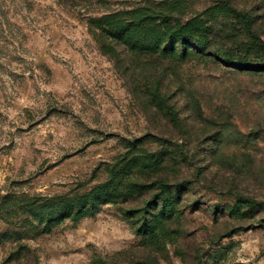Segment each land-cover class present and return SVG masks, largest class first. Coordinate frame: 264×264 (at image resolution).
<instances>
[{
	"label": "rangeland",
	"instance_id": "1",
	"mask_svg": "<svg viewBox=\"0 0 264 264\" xmlns=\"http://www.w3.org/2000/svg\"><path fill=\"white\" fill-rule=\"evenodd\" d=\"M30 2L0 17V264H264V70L133 49L90 23L196 19L208 53H237L248 34L227 7L264 42V0ZM93 190L91 210L52 226L19 210Z\"/></svg>",
	"mask_w": 264,
	"mask_h": 264
},
{
	"label": "trees",
	"instance_id": "2",
	"mask_svg": "<svg viewBox=\"0 0 264 264\" xmlns=\"http://www.w3.org/2000/svg\"><path fill=\"white\" fill-rule=\"evenodd\" d=\"M227 9L239 18L247 31L249 41L244 45V51L236 53L225 49L208 53L207 49L212 42L209 36V27L197 25L196 19H193L168 30L167 26H161L162 21L156 23L153 21L154 15L142 9L107 14L91 19L90 23L105 35L115 39L116 42L128 45L133 49L142 51L160 49L161 52L168 55L177 53L181 58L192 54L211 55L218 62L233 67L238 71L264 70V42L260 41L251 29L252 17L247 12L237 11L230 6ZM30 10V0H0V17H6V15L10 14L13 18H21ZM159 97L157 98L159 99ZM161 102L168 112L172 114L166 99L162 98ZM137 185L144 186L143 184ZM97 196V192L93 190L85 195H77L70 199H57L48 204L47 200L38 195L36 197H27L26 200L20 203L19 210L28 214L31 219L34 218L37 221L33 219L36 222H32L34 225L42 226L44 223L45 226H52L51 224L66 217L76 219L84 215L95 206L94 202L98 198ZM12 197L10 194L3 196L4 203L9 205ZM237 199L250 205L257 206L262 204V202L242 194L237 195ZM15 201H19V199L16 198ZM138 227V230L145 228L142 225Z\"/></svg>",
	"mask_w": 264,
	"mask_h": 264
}]
</instances>
